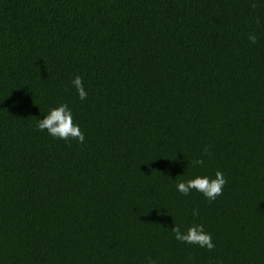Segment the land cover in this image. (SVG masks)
Segmentation results:
<instances>
[{
  "label": "trees",
  "instance_id": "16d2710c",
  "mask_svg": "<svg viewBox=\"0 0 264 264\" xmlns=\"http://www.w3.org/2000/svg\"><path fill=\"white\" fill-rule=\"evenodd\" d=\"M58 103L84 144L36 128ZM216 170L215 201L175 189ZM148 257L264 264V0H0V264Z\"/></svg>",
  "mask_w": 264,
  "mask_h": 264
},
{
  "label": "clouds",
  "instance_id": "9594fccd",
  "mask_svg": "<svg viewBox=\"0 0 264 264\" xmlns=\"http://www.w3.org/2000/svg\"><path fill=\"white\" fill-rule=\"evenodd\" d=\"M257 24L261 21L257 18ZM248 40L251 44H256L258 37L255 32L248 34ZM72 87L75 89L80 101H85L88 97V92L85 89L83 79L80 75H76L70 81ZM36 128L40 131H47V134L54 139L71 142L75 140L79 144L85 143V135L81 130L79 123L74 122L73 110L67 103H58L55 106L49 107L43 118H38L36 121ZM201 158L192 161L193 166H200L204 164V157L211 156L210 147L204 145L201 153ZM227 180L222 171L216 170L213 175L201 174L195 175L186 180H177L175 189L181 195L188 196L193 191L200 193L207 201H215L222 195L224 186ZM191 215L197 217L199 211L197 209L191 210ZM173 238L180 243L187 245H195L202 249L209 251L215 248L211 233L205 230L202 223H193L182 230L179 224L174 223L171 229ZM146 264H157V261L151 257L146 259Z\"/></svg>",
  "mask_w": 264,
  "mask_h": 264
}]
</instances>
